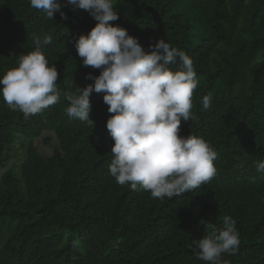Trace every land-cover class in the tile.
I'll list each match as a JSON object with an SVG mask.
<instances>
[{"label":"trees","instance_id":"1","mask_svg":"<svg viewBox=\"0 0 264 264\" xmlns=\"http://www.w3.org/2000/svg\"><path fill=\"white\" fill-rule=\"evenodd\" d=\"M56 2L67 19L60 12L48 19L29 0H0V78L35 49L34 37L51 35L43 53L58 68L61 90L57 104L28 118L0 96V166L17 142L24 149L0 175V264H207L193 242L222 229L226 216L236 221L240 244L222 264H264V173L257 171L264 161V0H114L119 19L110 23L145 51L164 39L193 59V118L181 119L179 135L202 137L217 153L210 182L163 199L110 174L115 142L106 125L114 114L103 92L90 94L93 122L67 115V95L100 75L83 66L75 47L97 21L68 0ZM45 133L57 141L51 155L34 145Z\"/></svg>","mask_w":264,"mask_h":264},{"label":"clouds","instance_id":"2","mask_svg":"<svg viewBox=\"0 0 264 264\" xmlns=\"http://www.w3.org/2000/svg\"><path fill=\"white\" fill-rule=\"evenodd\" d=\"M48 19L66 13L56 0H29ZM75 8L88 11L97 21L87 35L75 43L84 67L100 69L89 74L94 83L80 88L78 95H67L69 117L90 119V94L103 92L108 112L107 129L114 140L110 174L117 184H130L132 190L149 191L153 198H172L190 192L212 180L217 169V153L202 137L180 136L181 119H192V97L198 87L193 59L164 39L145 51L137 37L126 28L114 26L119 19L114 0H68ZM52 43L51 35L34 37L35 49L18 58L16 67L0 78V96L25 118L42 113L57 104L61 90L60 73L50 65L43 48ZM174 65H178L173 70ZM211 106V96L203 97V110ZM264 173V161L257 162ZM194 252L207 264H222L223 254H235L240 239L236 221L226 216L223 228L194 241ZM193 247V245H190Z\"/></svg>","mask_w":264,"mask_h":264},{"label":"rangeland","instance_id":"3","mask_svg":"<svg viewBox=\"0 0 264 264\" xmlns=\"http://www.w3.org/2000/svg\"><path fill=\"white\" fill-rule=\"evenodd\" d=\"M51 136V138L53 139L51 142V144L46 143L45 142V137ZM30 139L26 138L24 140V142L26 144H29ZM34 145L39 149V151L43 154V155H51L53 154L54 150L57 147V141L56 138L54 137L53 133H45L44 135L36 138L34 140ZM17 149L11 151V155L9 160H7L3 165L0 166V175L3 173V171L5 169H8L10 167H16L18 165V160L23 158V151L24 149L21 148V145L19 142H17L16 144ZM17 153V154H16ZM19 153V154H18Z\"/></svg>","mask_w":264,"mask_h":264}]
</instances>
